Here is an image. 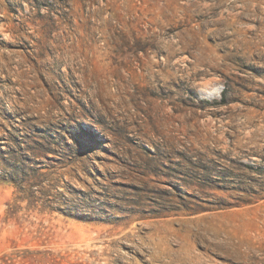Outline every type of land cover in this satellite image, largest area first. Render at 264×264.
<instances>
[{
	"label": "rangeland",
	"instance_id": "obj_1",
	"mask_svg": "<svg viewBox=\"0 0 264 264\" xmlns=\"http://www.w3.org/2000/svg\"><path fill=\"white\" fill-rule=\"evenodd\" d=\"M12 252L264 264V0H0Z\"/></svg>",
	"mask_w": 264,
	"mask_h": 264
},
{
	"label": "trees",
	"instance_id": "obj_2",
	"mask_svg": "<svg viewBox=\"0 0 264 264\" xmlns=\"http://www.w3.org/2000/svg\"><path fill=\"white\" fill-rule=\"evenodd\" d=\"M20 255L17 252L4 253L0 256V264H21L18 261ZM26 258V257H23Z\"/></svg>",
	"mask_w": 264,
	"mask_h": 264
}]
</instances>
